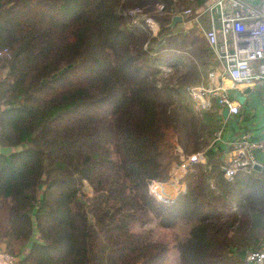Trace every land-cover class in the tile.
I'll list each match as a JSON object with an SVG mask.
<instances>
[{"label":"trees","instance_id":"trees-1","mask_svg":"<svg viewBox=\"0 0 264 264\" xmlns=\"http://www.w3.org/2000/svg\"><path fill=\"white\" fill-rule=\"evenodd\" d=\"M207 2L0 0V246L16 264H249L264 172L227 180L207 154L173 197L150 192L180 164L176 144L207 150L222 125L215 104L181 100L216 63L193 20Z\"/></svg>","mask_w":264,"mask_h":264},{"label":"built area","instance_id":"built-area-1","mask_svg":"<svg viewBox=\"0 0 264 264\" xmlns=\"http://www.w3.org/2000/svg\"><path fill=\"white\" fill-rule=\"evenodd\" d=\"M226 4L234 9L227 11ZM162 8L163 5H158L159 10ZM204 10L209 13L210 26L203 29L202 34L222 67H211L199 84L187 87L186 93L199 111L209 109L215 104L220 110L227 107L228 115H235L239 110V103L229 96L223 79L227 76L232 82L247 84L254 80L264 81V9L244 7L241 0H217ZM203 11L196 12L194 19L197 20ZM140 13L138 9L130 11L131 15L138 18L142 17ZM183 14H190V10H185ZM214 14H218L219 26L213 21ZM144 19L153 34H156L158 24L152 18ZM219 37H222V42H219ZM255 63H258L256 69L253 68ZM222 133L223 127L215 131L212 144L222 140ZM224 143L228 149V157L222 170L227 180L233 179L239 172H254L255 165H259L264 171V158L262 162L256 158L257 152L264 156V140L251 139L248 134L243 133ZM176 151L180 164L172 172L171 183L175 177L177 181L178 170L184 172L190 165L206 163L205 150L185 155L177 145ZM161 189V183L158 182L150 186V192L164 200ZM0 252L5 264H16L15 257L4 251ZM245 259L249 264H264V243L246 252Z\"/></svg>","mask_w":264,"mask_h":264},{"label":"crops","instance_id":"crops-1","mask_svg":"<svg viewBox=\"0 0 264 264\" xmlns=\"http://www.w3.org/2000/svg\"><path fill=\"white\" fill-rule=\"evenodd\" d=\"M217 0H208L205 6L200 10L202 12L208 5L214 3ZM244 4V7H252V8H263L264 9V0H241ZM225 9L227 11H231L234 9L231 5L226 4ZM243 10V9H242ZM185 15V14H184ZM182 21L177 24H185L183 21V14ZM199 29L202 30L206 29L210 26V17L207 11H203V13L197 18V20L193 19ZM213 21L216 26H219L218 21V14H214ZM176 24V25H177ZM229 38V37H228ZM219 42H222V37H219ZM231 51V50H230ZM216 63L212 67H222V63L215 59ZM256 63L253 65V68L256 69ZM215 67V68H216ZM223 82L227 86L228 94L233 99H235L239 103V110L235 115H227L224 119L222 117V113L220 110V117L222 119L223 125V133H222V140L216 141L212 144L207 150H205V155L215 154L218 153L220 155V159L225 162L228 157V149L226 147V142L228 139L236 137L240 134L246 133L250 136L251 139L256 140H264V81L254 80L251 83H235L229 80L226 76L223 79ZM242 98V100H240ZM224 124H226L224 126ZM228 126V127H227ZM225 131V132H224ZM256 158L262 162L264 156L257 152ZM254 172H264L261 168L260 170H255ZM177 176L180 177L182 175V171H177ZM248 174V173H247ZM169 182V183H168ZM167 185L162 186L164 193L170 191L171 197H173L176 193V190L173 192L170 179ZM0 251L3 252L2 246H0ZM1 253V252H0ZM0 264H5V260L3 256L0 254Z\"/></svg>","mask_w":264,"mask_h":264},{"label":"rangeland","instance_id":"rangeland-1","mask_svg":"<svg viewBox=\"0 0 264 264\" xmlns=\"http://www.w3.org/2000/svg\"><path fill=\"white\" fill-rule=\"evenodd\" d=\"M140 16H144L143 14H142V12L139 14ZM142 17H139V18H142ZM138 17H135V19H134V23H136L138 20H139V18L137 19ZM184 28V27H183ZM186 28H184L183 30H185ZM158 31H159V29L156 31V34L158 33ZM153 33V32H152ZM156 34H153V35H156ZM258 63H256V65H257ZM256 68H257V66H256ZM161 69L163 70V72H164V74H166L167 76H168V78H171V83H173V85H177V83H178V80H176L177 79V75L175 74V69L174 68H170V67H166V66H162L161 67ZM170 75V76H169ZM194 85H196V84H194ZM186 91V90H185ZM181 100L185 103V101H188V102H190V109H191V111L192 112H195V113H198V111H199V109H197V106L195 105V102L192 100V98L185 92L183 95H181ZM174 102H176V104H175V106L177 107V108H181V102H180V100L178 99V98H174ZM222 125H223V123H222ZM226 124H224V126H225ZM228 127V126H227ZM225 132V131H224ZM223 137H224V133H223ZM222 137V138H223ZM178 144H176V146H177ZM179 146V145H178ZM175 149H176V147H175ZM182 149V148H181ZM183 151V150H182ZM182 173H183V171H182ZM178 177V176H177ZM172 181V183L170 182V184H171V187H172V190L171 191H177L178 189H179V187H180V185H179V183L176 181V177H175V179H173V180H171ZM168 182V181H167ZM166 182V184H164V183H162V185L164 184V185H167L168 183ZM88 190H89V188H88ZM161 194H162V196L163 197H166V199L165 200H167V198H169V197H171L170 195H172V193L170 194V191L167 193V195L164 193V190L163 189H161ZM165 233H166V235H167V237H168V239H170V241H173V237H174V234H175V232H174V230H170V231H165ZM170 261H169V263L170 264H175V261H174V259L176 258V255L174 254V253H172L171 255H170Z\"/></svg>","mask_w":264,"mask_h":264},{"label":"water","instance_id":"water-1","mask_svg":"<svg viewBox=\"0 0 264 264\" xmlns=\"http://www.w3.org/2000/svg\"><path fill=\"white\" fill-rule=\"evenodd\" d=\"M181 21H182V16L181 15H174L172 17V19H171L170 27H174L177 23H180ZM240 100H242V98H240ZM221 113H222V117L225 119L227 117V115H228L227 107H223L222 110H221ZM11 152H12V148L11 147H8V146L0 147V153L2 155H8ZM254 169L259 171L260 170L259 165H255ZM161 200L164 201L163 199H161ZM240 255H241L242 259H245L246 251L242 250L240 252Z\"/></svg>","mask_w":264,"mask_h":264}]
</instances>
